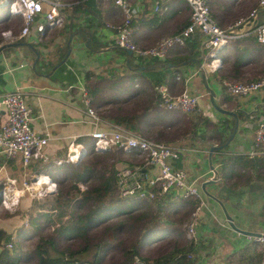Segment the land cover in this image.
I'll return each mask as SVG.
<instances>
[{
	"label": "crops",
	"instance_id": "0c3cea01",
	"mask_svg": "<svg viewBox=\"0 0 264 264\" xmlns=\"http://www.w3.org/2000/svg\"><path fill=\"white\" fill-rule=\"evenodd\" d=\"M95 1L103 13H108L107 15L97 16L86 12L88 15L86 16L85 12L76 11L81 0H62L63 7L60 11L68 16L69 21H66L62 27L56 28L57 35L47 33L43 38H39L31 34L26 40L16 38L7 40L2 36V32L12 30L17 35L21 19H9L6 4L0 0V96L15 90H20L24 94L26 105L32 111V128L38 133L49 135L45 150L50 157V163L44 164L43 168L39 163L24 167L18 158L6 159L0 151V182L3 183L7 179L15 181L25 179L27 183V180L31 181L34 175L46 174L53 182L60 176H69L72 164L80 161L66 162L69 147L79 145L85 151L86 146L91 144L90 134L96 130H105V126L92 123L86 116L83 102L85 75L88 72L106 73L110 69L122 77L133 78L121 81L117 86L122 98H146L152 93L154 82L160 81L168 84L173 94L187 90L190 94L199 95L202 100L205 99V93L200 84L210 89L208 87L212 83L213 88L218 89L221 94L215 98V103L212 102L210 108H202L199 101L197 106L220 132L224 131L225 138H230L221 146L226 149H222L232 155L249 154L252 155L250 159L260 158L264 165V151L256 148L254 144V122L264 115L262 110L264 89L247 96H231L224 91L222 81L217 80L215 75L216 72L229 68L237 53L236 41L240 38L230 42L217 56L208 54L206 56L208 61L205 57L200 67H179V73L174 74L171 80L164 70V65H171L170 61H174L177 48L170 50L167 59H152L168 60L166 64L142 68L141 71L136 70L133 64L129 65L125 56L111 48L96 53L86 48L80 36L74 34L67 26L76 23L86 25L85 17L87 19L93 17L95 24L105 22L103 28L98 30L97 36L103 43L111 45L116 35L113 27L122 20L120 9L111 1ZM128 1L132 5H138L141 10L140 15L133 20V29L136 44L142 48L151 47L159 39L178 31L189 17V7L184 0ZM156 3L161 6L159 12L153 11ZM208 3L213 18L222 28L242 20L237 31L249 32V34L241 38L251 36L257 40L255 30L264 24V7H259V0H208ZM145 9L147 15L144 17ZM253 9H257V13L254 17H250ZM153 16H157L158 20L148 21ZM198 36L203 46L202 37ZM257 42L258 46L249 53L246 60L248 65L245 64L241 68L243 79L255 76L264 69V43L258 40ZM48 55L51 58L46 60L45 57ZM213 57L217 58L213 59ZM213 60L219 61L218 67L216 64L212 65ZM149 61L143 60L145 65ZM247 69L252 71L244 72ZM179 75L181 79L177 78ZM185 79H188L186 84ZM179 114L163 109L159 111V117L164 115L166 119L177 117ZM6 116L5 110L0 109V125L5 121ZM150 116H154V113L152 112ZM178 143L183 151L180 165L188 171L189 184L200 187L203 182L211 180L214 173L209 166L208 154L212 147L216 148L218 141L214 138L209 141L188 138ZM217 149L212 154V166L218 173L219 181L215 185L206 186V191L222 204L236 229L251 233L252 236L242 235L230 228L217 201L203 194V207L200 211L194 243L195 264L258 263L263 247L262 244L255 242L253 237L264 236V167L236 162L228 164L224 170L219 165L222 159L219 153L221 148ZM252 152L254 154H251ZM57 161L63 162L57 165ZM119 165L125 164H118L117 169ZM4 185L10 190V196L16 189L23 190V187L13 184ZM19 199L27 201L30 197L24 194ZM15 220V218H1L0 228L14 232Z\"/></svg>",
	"mask_w": 264,
	"mask_h": 264
},
{
	"label": "trees",
	"instance_id": "16d2710c",
	"mask_svg": "<svg viewBox=\"0 0 264 264\" xmlns=\"http://www.w3.org/2000/svg\"><path fill=\"white\" fill-rule=\"evenodd\" d=\"M76 11L85 12L86 16L89 12L97 16L108 14L102 12L95 0H81ZM146 15L145 9L143 16ZM157 18L153 16L148 21L158 20ZM188 21L189 17L178 31L163 38L179 33L187 26ZM93 22H95L93 17L90 19L85 17L86 25L76 23L67 26L73 30L74 34L80 36L90 52H102L111 48L125 56L128 64H133L138 71L167 63L168 60H151L145 65L144 59L127 55L124 50L115 45L114 41L111 45L103 43L98 39L97 32L103 28L105 22L96 24ZM55 31L56 29H53L51 32ZM13 34L16 35L14 31ZM236 42L237 53L234 55L233 62L229 68L216 72L217 80L236 83L264 80V69L248 79L241 77V68L245 64L248 65L246 60L249 53L258 46L256 38L250 36L240 38ZM177 49L174 53V61L169 62L171 65H164V70L171 80L174 74L179 73V67H200L204 58L210 53L204 49L198 35L190 38L184 47ZM206 61H208L207 57ZM251 71L252 69H247L244 72ZM131 79L133 78L129 76L118 75L113 69L106 73L88 72L85 75L84 90L91 106L102 121L110 122L155 143H178L188 138L209 141L214 138L218 141L215 150L221 148L219 153L222 159L219 165L224 170L228 164L236 162L264 167L260 158L250 159L252 155L249 154L232 155L224 152L226 148L221 146L225 145L230 138H225L224 131L220 132L198 107L191 113H180L174 118L166 119L164 115L159 117L161 109L154 87L165 82H154L152 93L146 98H122L117 86L121 81ZM165 85L170 89L168 84ZM152 112L154 116L151 117ZM174 119L176 121H173ZM256 148L264 151V145ZM138 156L137 151L124 152L119 149L94 152L90 145H87L80 161L72 164L69 176L53 180L58 186L55 192L42 199L31 200L30 208L36 209L34 214L37 216L31 217L28 228L22 226L14 232H7L0 228V247L2 248L0 264H28L29 257L35 259L33 264H134L135 257H138L143 264H195L193 258L195 242L185 237V225L199 203L197 199L176 198L166 194L148 202L133 197H121L118 194L117 165L122 163L130 167H142L144 160ZM37 163L43 168L42 162ZM80 185H84V190L80 189ZM19 215L18 212L10 214L5 210L0 216L3 217L2 219H16ZM40 220L50 223L53 227L51 233L41 232V226L37 225ZM97 224L102 227L96 229ZM30 236H33L35 241L28 247L23 241ZM165 238H167L165 244L156 249H149L154 240L162 241ZM61 239L66 242L65 245L59 244L58 241ZM72 239L78 240L76 246L70 243ZM114 243L117 246V254L111 256L106 263L101 259V254L113 247ZM8 245H11L10 249L7 248Z\"/></svg>",
	"mask_w": 264,
	"mask_h": 264
},
{
	"label": "built area",
	"instance_id": "2783aa9c",
	"mask_svg": "<svg viewBox=\"0 0 264 264\" xmlns=\"http://www.w3.org/2000/svg\"><path fill=\"white\" fill-rule=\"evenodd\" d=\"M117 6L122 14L121 22L113 27L115 29L114 43L124 50L130 51L132 56L146 61L164 59L170 50L182 48L186 42L196 36L202 37L204 48L209 50L210 56H217L225 47L235 39L246 36L248 33H240L237 27L242 20L233 23L227 28H222L213 18L208 0H184L189 7V21L179 33L162 38L148 48L139 47L135 41L132 22L141 13L138 5H132L128 0H109ZM8 9L9 19H21V26L17 35L12 30L2 32L5 39H28L30 35L43 38L53 29L60 28L69 21L67 15L60 9L62 0H3ZM259 7H264V0H259ZM154 12H159V4L153 7ZM257 9H253L250 17H254ZM257 40L264 43V24L255 30ZM212 65L219 66V61L213 60ZM217 62V63H216ZM181 79L180 75L177 76ZM188 79H185V84ZM224 91L235 97H242L256 93L264 89V80L258 82H230L222 81ZM159 99V107L167 112L191 113L198 107L199 95L190 94L187 90L179 94H172L170 89L160 83L154 87ZM83 102L86 116L94 124L105 126V130H96L90 134V148L94 152L119 149L124 152L137 151L139 158L144 160V166H125L117 169V192L121 197H133L141 201H153L166 194L176 198L198 200V205L189 216L185 226V236L188 240L196 242V227L203 207V192L199 185L189 184L188 171L180 165L182 147L180 143H155L110 122L102 121L91 106L90 100L83 90ZM0 109H4L7 116L0 125V151L6 159L18 158L24 167L33 163H50V157L46 153L49 135L35 131L31 126L32 111L26 105L24 94L20 90L5 93L0 96ZM264 110V109H262ZM254 144L264 145V115L254 122ZM81 148V152L77 151ZM84 151L82 146L73 145L67 152V163H74L80 159ZM253 154V152L251 153ZM63 161H57L61 165ZM179 164V165H178ZM46 176V175H45ZM48 176V175H47ZM41 175H34L31 179L32 187L26 185L23 190L16 189L10 196V190L4 185L16 184L15 180L7 179L0 182V202L4 207L10 205V200L17 202L19 197L28 194V197L40 199L56 191V184L50 181V185H37ZM49 177V176H48ZM44 186V187H43ZM83 189V187L81 186ZM11 198V199H10ZM11 208V207H10ZM253 240L262 244V256L258 263L264 264V236H255ZM8 249L11 245L7 246ZM134 264H143L138 257L134 258Z\"/></svg>",
	"mask_w": 264,
	"mask_h": 264
},
{
	"label": "rangeland",
	"instance_id": "374dc122",
	"mask_svg": "<svg viewBox=\"0 0 264 264\" xmlns=\"http://www.w3.org/2000/svg\"><path fill=\"white\" fill-rule=\"evenodd\" d=\"M56 33L57 32H53V35H57ZM52 39L54 40V37H52ZM45 58H46V60H49L51 58V56L48 55ZM200 85H201V87L203 89V92L205 93V99H202V100L200 99L199 100V104L202 106V108H210L212 106V102L215 103L214 102L215 101V98L217 96H219L221 93L219 92L218 89H216V88L214 89L213 88L212 83H210V86L208 87L210 89H207L202 84H200ZM251 94H255V93H251ZM123 167H125V165H119L118 166V169H121ZM60 177H62V176H60ZM24 180L17 179V181H16L17 183L15 185L18 186V187H24V186H26V185L23 184L25 182ZM30 183L31 182L29 180H27V185L29 187H32V185ZM81 186L83 187V189L81 188ZM84 188H85L84 185H80V189L81 190H84ZM55 189H58V186L57 185H56ZM40 199H42V198H40ZM31 200H39V199H35L34 197H31L27 201L25 199H23V200L19 199V200H17V202L14 201V200H10V205L8 207H4L1 204V202H0V215L5 210H7L10 214H13L14 212H16V213L18 212V213H20V215L17 216V218L15 220V222H16L15 225H14L15 230L17 228H19V227H22V226H24V228H28L29 225H30V219H31V217L32 216L33 217H36L37 216L36 214H34L35 211H36V209L32 210L30 208V205L32 203ZM1 218H3V217H0V220H1ZM18 218H20V220H18ZM37 225L38 226H41V232L42 233H51L52 230H53V227L50 226V223H47L45 220H43V221L40 220ZM101 227H102V225L97 224L96 229H100ZM121 239H123V238H121ZM34 241H35V238L33 236H30L28 238H25L24 241H23V243H24V245H28V247H30V246L33 245ZM154 241H153L154 243L150 246L149 249H156L160 245L165 244L166 241H167V238H165L162 241H160V239H156ZM58 242H59L60 245H65L66 244V242L63 239L59 240ZM70 243H72L73 245L76 246L77 243H78V240L77 239H72V241ZM116 254H117V246H116V243H114L113 244V247H110L107 252L101 254V259L104 260V262L107 263L109 261L110 257L113 256V255H116ZM34 261H35L34 258L29 257V259L27 260V263L28 264H33Z\"/></svg>",
	"mask_w": 264,
	"mask_h": 264
},
{
	"label": "water",
	"instance_id": "95a60500",
	"mask_svg": "<svg viewBox=\"0 0 264 264\" xmlns=\"http://www.w3.org/2000/svg\"><path fill=\"white\" fill-rule=\"evenodd\" d=\"M127 53V55L129 56H132V53L130 51H125ZM217 57H213V59H216ZM215 148L212 147L210 150H209V154H208V162H209V166L212 170V172L214 173V177L211 179V180H208V181H205L203 182L201 185H200V189L201 191L203 192V194L207 197H209L210 199L214 200V201H217V199L209 192L206 191V186L208 185H215L217 183V181H219V176H218V173L214 170L213 166H212V154L214 152ZM81 158V157H80ZM80 160V159H79ZM217 203L220 205L223 213H224V216L226 218V222L228 224V226L230 228H232L234 231L242 234V235H245V236H252L251 233H247V232H243V231H239L238 229H236V227L234 226L233 224V221L230 217L227 216L226 214V211L225 209L223 208L222 204L217 201ZM2 251V248L0 247V252Z\"/></svg>",
	"mask_w": 264,
	"mask_h": 264
},
{
	"label": "bare ground",
	"instance_id": "6f19581e",
	"mask_svg": "<svg viewBox=\"0 0 264 264\" xmlns=\"http://www.w3.org/2000/svg\"><path fill=\"white\" fill-rule=\"evenodd\" d=\"M78 152L80 151L81 152V148H79L77 150ZM49 177L48 176H43L41 177V179L39 180L38 184L37 185H50V181H49Z\"/></svg>",
	"mask_w": 264,
	"mask_h": 264
}]
</instances>
